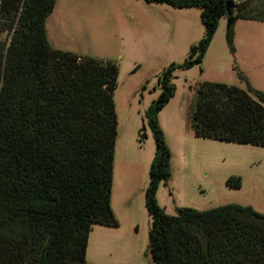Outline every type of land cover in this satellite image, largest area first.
<instances>
[{"label": "trees", "instance_id": "obj_1", "mask_svg": "<svg viewBox=\"0 0 264 264\" xmlns=\"http://www.w3.org/2000/svg\"><path fill=\"white\" fill-rule=\"evenodd\" d=\"M200 8L204 35L180 64L159 76L145 111L155 152L146 209L154 264H264V215L229 204L167 215L156 194L171 176L159 113L174 96L175 70L200 65L219 20L264 22V0H143ZM57 0H0V264H88L93 226L118 227L111 209L117 140L118 66L51 47L46 20ZM200 84L191 116L197 138L264 148V92ZM231 188L241 187L230 177Z\"/></svg>", "mask_w": 264, "mask_h": 264}, {"label": "rangeland", "instance_id": "obj_2", "mask_svg": "<svg viewBox=\"0 0 264 264\" xmlns=\"http://www.w3.org/2000/svg\"><path fill=\"white\" fill-rule=\"evenodd\" d=\"M204 30L200 8L179 9L143 0H57L46 20L52 48L118 66L111 192L118 227L93 226L89 252L97 250L101 258L97 263L154 264L148 248L151 218L146 190L155 142L144 114L160 94L158 76L171 63H182ZM5 40L9 38L1 34L0 41ZM237 71L252 88L264 92V22L237 20L230 25L228 18H221L202 63L174 72V96L158 116L171 153V176L156 194L167 215H176L179 208L206 211L229 204L264 215V148L197 138L191 129L200 84L245 90ZM230 177H240L241 187L231 188ZM111 238L121 242L118 249L112 248ZM130 238L142 254L134 248L122 251ZM90 256L88 264L95 261Z\"/></svg>", "mask_w": 264, "mask_h": 264}, {"label": "crops", "instance_id": "obj_3", "mask_svg": "<svg viewBox=\"0 0 264 264\" xmlns=\"http://www.w3.org/2000/svg\"><path fill=\"white\" fill-rule=\"evenodd\" d=\"M154 152H155V151H154ZM111 205H112V203H111ZM112 209H113V208H112ZM136 229H137V228H136ZM93 232H94V230L92 229L91 233L89 234L88 246H87V250H86V259H87V258L89 259V253H91L90 261H92V258H94V260H95V261H93L91 264H107V263H97L98 260H101V258L97 255L98 253H96L97 250H91V251L89 252L90 241H91V235H92ZM100 233H104V231L101 230ZM105 233H108V234L111 235V234H112V231L107 230V231H105ZM110 240H111V244H113V247H112V248H113L114 250L118 249V247L121 245V242H119L117 239L111 238ZM133 241H134V240L130 238V239L128 240V242L126 243V246H127L128 248H125V247H124V249H123L122 251H123V252H128L129 249L134 248V250L137 251V254L140 253V252H141V254H142V249H136V245L133 243ZM124 243H125V241H124ZM143 250H144V249H143ZM97 259H98V260H97ZM117 263H121V262H117ZM117 263H115V264H117Z\"/></svg>", "mask_w": 264, "mask_h": 264}, {"label": "water", "instance_id": "obj_4", "mask_svg": "<svg viewBox=\"0 0 264 264\" xmlns=\"http://www.w3.org/2000/svg\"><path fill=\"white\" fill-rule=\"evenodd\" d=\"M232 7V2L230 1V0H228L227 2H226V8H227V11H228V14H229V9ZM231 20H229V22H230Z\"/></svg>", "mask_w": 264, "mask_h": 264}]
</instances>
